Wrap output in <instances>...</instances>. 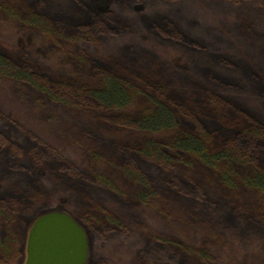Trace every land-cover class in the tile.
I'll use <instances>...</instances> for the list:
<instances>
[{"label": "trees", "instance_id": "1", "mask_svg": "<svg viewBox=\"0 0 264 264\" xmlns=\"http://www.w3.org/2000/svg\"><path fill=\"white\" fill-rule=\"evenodd\" d=\"M48 1L0 0V12L8 15L0 16V34L19 35L26 41L32 36L28 43L32 48L42 40L48 45L64 46L65 53H76L81 44L74 34L64 33L63 23L49 13ZM157 1L160 7L149 14L153 25L142 43L154 53L170 44L184 46L187 64L171 66L155 53L160 62L151 63L150 69L155 72L148 76L149 83L143 82L137 66L130 65L137 55L131 49L134 42L117 38L116 34L107 37L119 43L115 55L127 60L126 67L119 70L105 61L107 67L96 70L99 79L93 83L68 82L66 76L51 80L25 69L10 70L8 58L0 54V77L14 81L30 96L35 111L54 115L62 136L84 143L89 156L88 165L69 163L66 156L46 149L54 145L50 133L43 135L47 139L42 144L30 141L32 137H20L12 130L13 114L7 116L0 109V264H11L17 257L26 221L44 210L39 206L43 203L37 204L46 191L58 199L59 194L64 196L62 190L68 188L79 190L78 207L64 204L63 210L90 230L105 233L119 228L123 218L116 212L154 205L158 192L168 188L187 201L184 209L190 218L184 220V225L200 222L207 231H217L212 238L203 235L197 243L174 236L173 246L162 249L164 257L156 255L150 261L146 259L149 246L142 242L137 246L142 259L132 264H235L231 257L236 252L224 242L223 231L217 230L230 221L260 236V243L247 242L243 264L264 260V140L255 145L264 136L259 122H264V58L259 55L250 60V54L226 46L235 38L244 45L259 44L264 39V0H224L228 2L225 7L236 13L233 20L222 22L225 24L204 19L205 8L221 0H195L194 8L186 7L183 0ZM108 7L115 19L125 25L126 37L147 28L136 18L131 1L110 0ZM84 52L78 51L77 58L85 57L90 70L89 57L92 64L103 61ZM198 54L201 56L197 59ZM180 93L188 95L181 100ZM4 95L1 86L0 98ZM258 99H262L261 106ZM141 100L146 108L132 112V105ZM244 107L253 115L240 110ZM28 123L36 138H41L39 132H44L45 127ZM165 130L173 135L159 134ZM22 141L30 145V158L26 161L18 153ZM254 152L260 155L255 156ZM119 170L137 187L126 192L132 199L118 194L121 204H110L102 194L116 193L115 188L122 187L113 178ZM251 199L256 202L250 203ZM133 216L139 222L138 214ZM143 235L148 239L146 233ZM92 252L90 264H107L103 253ZM192 256L198 261L193 263ZM253 256L256 263L250 260Z\"/></svg>", "mask_w": 264, "mask_h": 264}, {"label": "rangeland", "instance_id": "2", "mask_svg": "<svg viewBox=\"0 0 264 264\" xmlns=\"http://www.w3.org/2000/svg\"><path fill=\"white\" fill-rule=\"evenodd\" d=\"M109 1L110 0L48 1L50 5L49 13H51V15L53 16L58 17L60 22L63 23L64 33H66L68 36H72L74 34V38L78 39L77 42L81 44L78 47V51H85L84 55H91V57L92 55H95L96 57L103 60H96L97 62L92 64L90 61V57L87 56L89 57V65L91 66L90 68H92L91 70L87 66V60L85 57H83L82 60H79L77 58L78 55L76 53L78 51L76 53L68 54L65 53L66 49H62L64 48V46H62V48H59V45L55 46L51 43H49L48 45L42 40H39L38 43L35 42V48H32L30 45H28V43L32 41V36L28 37L26 41L19 35H8L4 37L0 34V54L8 58L10 70H13L14 68H20V71H23V69H25L26 71L40 73L45 78L46 76H48L47 78L51 80H56L59 77L66 76L68 82H71L73 80L80 82L82 80L84 82L93 83L99 79V76L96 75V70H99L100 68L104 70V68L107 67V65L104 63L105 61L110 62L111 65L119 70H124L126 67L125 63L127 60L124 57H120V55L118 57L115 55L116 48L119 47V43L117 42V40H112L107 37V35L109 34H116L117 38L123 39L124 41L131 40L134 42V48L131 49L137 52V55L134 56L136 58L135 60L130 61V65L134 64L135 66H137V73L143 74L145 80L143 82L149 83L150 81H148V76L155 72L151 71L152 68L150 69L151 63L160 62L155 53H157L159 57L161 56L160 58H162V62L163 60L165 62H169L168 64H170L171 66H174L173 63H183V65L187 64L183 57V54L187 51L184 46L170 44V47L159 48L158 51H155L154 53L149 52L142 43L148 37V33L146 31H149L150 27H152L153 25V20L151 19V17H149V14L160 7L157 0H128L134 4L135 16L138 21L143 22V24H146V26L148 25L147 28L143 30L144 32L140 34L138 33L139 31H132V36L127 35L130 39L123 34V27H125V25L115 19L114 15L111 12L112 9L108 7ZM183 1L186 2V7L194 8L197 5L195 0ZM227 3L228 2H224V0H221L218 4L211 5L209 8H205V21L208 23L217 22L221 24L224 21L227 22V20H233V16H236V13H234L231 8L225 7L227 6L225 5ZM5 15L6 14H4L3 12H0V16ZM11 18L14 19V17ZM230 26L232 27L231 24ZM17 28L19 27L17 26L16 29ZM234 28H236L235 25H233L232 29ZM25 38H27V36H25ZM251 44L252 43L247 42V44L244 45L238 38H235V41L226 44V46L230 50L232 49L237 52L239 51L240 53L250 54V60H253L256 56L259 55H262L264 58V39L260 41L259 44ZM200 56L201 55L198 54L197 59ZM238 59L241 60V56ZM194 60H196L195 57ZM195 63L196 62H194L193 65ZM201 63L202 61H200V64ZM255 63L258 64L257 62ZM193 65L191 66L193 67ZM195 66H197V63ZM1 67L2 66H0V68ZM236 69L238 70L239 68L236 67ZM161 75L164 76L163 72ZM154 79V81L157 82L158 79ZM1 86L3 87L5 95L4 98H0V109L6 112L7 116L13 114V117L10 118L11 124L13 126L12 130L15 134H18V136L20 137H27L28 140L29 137H32L30 141L36 143L40 141V143L42 144L45 143L47 139L43 135L50 133L51 138L53 137L52 143L54 145H49L51 148H46L47 150H52L55 155L61 154L66 156L70 159L69 163H71V161H74L79 166L88 165L89 156L86 153V145L84 143H78L75 139H72L71 137L69 138L67 135L62 136V133L59 132L61 130H58L55 126L57 125V122H55L54 120L56 119L54 115H46L41 111H35V102L30 98V96H26V93L22 92V90L16 85L14 81H6V78L0 77V87ZM171 86L175 87L174 84H172ZM183 90H186L185 86H183ZM187 95V93L186 95H182L180 93L179 98L183 100ZM142 100L141 103L132 105V112H139L143 108H146V106L143 105ZM258 100L261 106L262 99ZM92 101L95 102L94 100ZM244 108L245 110H240L249 115L253 113L247 107ZM62 111L64 110L62 109L61 112ZM21 119L24 120L28 125L25 124ZM28 122H37L41 126L45 127V133L43 131L39 132L41 138H36V135L33 133V129L30 127ZM259 122L264 128V122ZM51 127L53 128V130ZM172 133V131L165 130L163 131V133L160 132L159 134L173 135ZM261 140H264V136L263 138L257 139L255 141V145H258L259 142V144H261ZM18 146V153L22 156L21 159H24V161H26V158H30V150L27 151L28 149H30L28 148V146L30 145L27 143H23L22 141L18 144ZM163 150H165V152L167 153L166 149ZM254 155L259 156L260 154L257 155L256 152H254ZM178 164L180 165L181 163ZM113 178L115 179L116 184H121L120 186L122 187L120 189H118V187L115 188L117 191L116 193L104 192L102 194L104 199L110 204L114 202L121 204V201L117 199L118 194L124 198L132 199L133 197L126 195V192L131 193L135 186L137 187V184L134 183L135 181H133L129 177H126L121 170H119L118 173L113 174ZM6 181L7 183H10L9 180ZM50 181L56 182L58 180ZM62 192L64 193V196L59 194L58 199H56L54 195H50V193L46 191V193L43 195L42 201L37 204L39 205L43 203L42 205H39L40 207L42 206V209H44L40 213L42 214L50 210L65 211L63 210L65 208L64 206L68 204H71L69 206H75V208L78 207V199L80 198L79 190H75V188H68L66 189V191L62 190ZM158 193L159 195L156 196V199L152 202L154 205L145 204V206L143 207L139 205L137 206L138 208L133 207V211L131 212H116L123 218L122 224L120 226H117L120 229L115 228L112 231H106L105 233H102L101 231L95 229L90 230L80 219L71 214L85 228L88 235L89 253L87 262L85 264L91 263L93 250L103 253L106 257L107 264H132L135 260H138L139 258L142 259V257L137 253V246L142 244V242H144L145 245L149 246V253L146 255V259L150 261L156 255L164 257L162 249L164 250V248L173 246V242H176L175 238H173L174 236H182L186 240H189L188 242L197 243L199 242V239L203 237V235L207 237L209 235V238H212L215 235L214 233L217 232L215 229H210V231H207V229H204L207 227L200 222H198V225L195 223L187 226L184 225V220L190 218V216L185 212L184 209V205H187V201L178 196L172 189L164 188L161 192ZM250 195L251 196L249 197L254 198V195ZM51 196H53L55 199ZM61 196L63 197L61 198ZM249 201L250 203L256 202L255 199H251ZM135 202H137V200H135ZM122 204L125 205V203L123 202ZM133 213L138 214L141 221L139 220V222H137L133 216ZM36 217L37 216H35L31 220L28 219L26 221L25 231L22 237V241L19 245L17 257L12 261L11 264H25L27 237L30 227ZM210 225L213 226L214 224L211 223ZM217 230L223 231L222 235L226 236H224V238H226L224 242L228 245L231 244L234 252H236V254L232 252L233 255L231 257L232 261H234L235 264H239L241 260L243 264L244 258L246 257L245 251L247 242L254 244H257L258 242L260 243L259 235L257 237L255 232L245 230V228H243L237 222L230 221L229 225H222V227ZM121 231L124 232V235H121V237L117 236V234ZM145 233L148 235V239L146 240V237L143 235ZM154 239H156L157 241H155ZM215 253V255L218 257L219 253L217 251H215ZM183 256L185 255L182 254L181 257ZM191 259L193 263L194 261H198V257L195 256H192ZM251 259L254 263H256L254 256L250 258V260ZM257 264H264V260H258Z\"/></svg>", "mask_w": 264, "mask_h": 264}, {"label": "water", "instance_id": "3", "mask_svg": "<svg viewBox=\"0 0 264 264\" xmlns=\"http://www.w3.org/2000/svg\"><path fill=\"white\" fill-rule=\"evenodd\" d=\"M89 240L85 228L71 214L46 211L30 227L25 264H85Z\"/></svg>", "mask_w": 264, "mask_h": 264}]
</instances>
